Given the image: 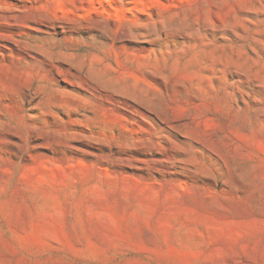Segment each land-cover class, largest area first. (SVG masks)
<instances>
[{
  "label": "rangeland",
  "instance_id": "374dc122",
  "mask_svg": "<svg viewBox=\"0 0 264 264\" xmlns=\"http://www.w3.org/2000/svg\"><path fill=\"white\" fill-rule=\"evenodd\" d=\"M0 264H264V0H0Z\"/></svg>",
  "mask_w": 264,
  "mask_h": 264
}]
</instances>
